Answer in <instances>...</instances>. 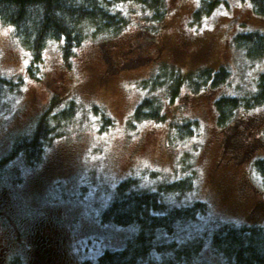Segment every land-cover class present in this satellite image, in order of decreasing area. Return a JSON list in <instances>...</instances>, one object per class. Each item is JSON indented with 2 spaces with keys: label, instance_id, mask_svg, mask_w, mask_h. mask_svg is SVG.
<instances>
[{
  "label": "rangeland",
  "instance_id": "rangeland-1",
  "mask_svg": "<svg viewBox=\"0 0 264 264\" xmlns=\"http://www.w3.org/2000/svg\"><path fill=\"white\" fill-rule=\"evenodd\" d=\"M165 2L168 15L158 33L151 34L141 6L125 4L126 30L88 40L69 67L63 45L50 43L38 79L27 75L31 55L13 29L0 26V78L24 77L20 93L0 101V159L33 131L54 97L56 111L70 101L78 107L77 118L40 163L18 157L0 169V264H98L104 252L127 248L136 228L102 220L117 185L135 177L156 191L162 182L185 178L183 162L194 171L195 184L181 197H168L167 205L204 201L208 211L196 222H179L174 248L152 253L144 264L168 258L172 264H235L233 254L216 246V235L225 227L264 228V187L255 168L264 158V106L241 109L232 130L219 128L215 108L219 97L256 92L264 57L253 61L233 40L238 33H264V17L250 0ZM162 63L191 78L222 67L231 74L216 89L185 86L174 103L160 94L164 120L134 123L146 96L139 84ZM97 111L113 121L107 132H100ZM188 120L200 122V134L179 141L174 127Z\"/></svg>",
  "mask_w": 264,
  "mask_h": 264
},
{
  "label": "trees",
  "instance_id": "trees-1",
  "mask_svg": "<svg viewBox=\"0 0 264 264\" xmlns=\"http://www.w3.org/2000/svg\"><path fill=\"white\" fill-rule=\"evenodd\" d=\"M250 2L256 14L264 17V0ZM130 3L142 7L146 12L144 21L153 28L151 34L158 33L168 15L165 0H0V26L13 29L14 37L31 55L27 75L38 79L43 70L45 50L50 43L63 45V58L69 67L76 51L88 40L104 36L113 38L126 30L130 21L122 6ZM233 43L253 61L264 57V33L261 31L238 33ZM195 74L191 78L173 64H160L149 78L139 84L146 96L134 110V123L164 120L160 94L174 103L185 86L196 92L207 88L216 89L228 81L231 72L222 67L218 71L200 70ZM23 83V76L1 77L0 101L6 93H20ZM56 102L57 98L54 97L30 134L15 140L12 149L3 160L0 159V169L18 157L32 166L41 162L46 149L77 118L78 107L75 101H70L58 111L55 110ZM262 106L264 74L256 80L254 94L216 99L217 124L221 130H232L238 112ZM94 114L99 117L101 133L113 126V121L105 112L97 111ZM200 130V122L197 120H188L174 127L179 141L198 137ZM182 167L185 178L162 182L156 191L142 188L141 181L135 177H128L117 185L113 201L102 214L103 223H111L116 227H135L137 234L127 248L104 252L98 264H144L152 253L174 248L175 242L171 239L179 222H196L207 213L208 207L204 201L188 205H167L168 197H181L195 184V173L189 164L183 162ZM255 168L264 187V158L256 161ZM187 172L191 175H187ZM215 244L233 254L235 264H264V228L225 227L216 235ZM168 260L162 264H172ZM84 264L92 263L88 261Z\"/></svg>",
  "mask_w": 264,
  "mask_h": 264
},
{
  "label": "flooded vegetation",
  "instance_id": "flooded-vegetation-1",
  "mask_svg": "<svg viewBox=\"0 0 264 264\" xmlns=\"http://www.w3.org/2000/svg\"><path fill=\"white\" fill-rule=\"evenodd\" d=\"M0 255H1V254H0ZM45 258H46V257H45ZM49 261H50V260H49ZM44 262H45V263H44ZM43 263H44V264H47V262H46V261H43Z\"/></svg>",
  "mask_w": 264,
  "mask_h": 264
}]
</instances>
